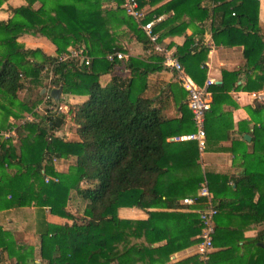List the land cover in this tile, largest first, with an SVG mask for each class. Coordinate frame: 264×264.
Listing matches in <instances>:
<instances>
[{
	"label": "trees",
	"instance_id": "16d2710c",
	"mask_svg": "<svg viewBox=\"0 0 264 264\" xmlns=\"http://www.w3.org/2000/svg\"><path fill=\"white\" fill-rule=\"evenodd\" d=\"M157 1L137 0L140 7ZM204 1L218 0H168L147 13L145 20L154 13L171 12L154 25L153 31L159 33L161 39L180 34L187 24L201 23L209 16L207 7L202 5ZM4 2L0 0V8ZM25 2L19 7H9L10 17L0 20V129L14 128L17 138L16 142L12 138L0 139V210L34 206L42 212L47 208L51 214L73 220L70 224L37 221L39 252L45 264H165L172 252L198 242L201 229L198 213L187 215L192 227L187 241L179 245L174 232L166 226L169 217L171 222H177L179 215L173 211L170 214L151 212L147 220H132L120 218L117 210L132 206L140 209L159 205L183 207L176 198L162 199L160 188L169 172L164 162L168 156L167 138L183 130H193L182 127L189 123L186 116L191 117L187 101L181 102L187 91L178 82L167 85L149 82V74L163 67L158 54L106 58L115 51L125 52V41L131 36L144 49L149 45L144 31L121 7L123 0ZM35 2L39 3L36 8ZM223 7L222 11L216 8L210 11L212 33H217L216 16L227 15L229 20L222 21L223 27L217 34L242 37L245 58L251 59L256 53L249 68L258 69L262 74L255 77L258 84L249 88H259L264 76V41L257 33V1H233ZM183 16L188 17L187 22L181 21ZM197 31L185 37L176 55L191 78L202 84L205 70L201 64L208 51L210 35L207 36L202 27ZM25 33L45 36L55 45L56 55L25 47L17 40ZM233 43L236 40L230 42ZM81 45L86 47L89 64L72 59L58 60V55L66 53L68 47ZM125 70L129 71L128 76L122 75ZM238 73L222 71V82L211 85L213 99L206 118L214 109V94L236 84ZM103 74H113L105 86L99 82ZM45 80H49V87ZM25 86L33 91L37 87L33 101L19 99L17 93ZM57 87H61L63 94L86 95L87 98L82 103H67L65 112L58 109L60 99L57 103L49 97L45 102L50 107L40 121L14 127L10 118L33 112L46 92ZM42 88H45L43 93ZM161 96H172L183 106V120L169 119L163 114ZM158 102L162 105L157 106ZM261 108V105L256 107ZM67 116L76 125V140L66 141L56 135ZM260 126L264 130V124ZM259 131L251 140L252 151L240 156L244 160L243 172L233 180L238 189L247 187L257 192L258 199L253 202L250 194V197L240 198L233 209L243 218L264 223V178L259 170L250 166L258 159L264 161V153L256 150V145L264 144ZM70 156L75 158V163L66 172L57 171L54 159ZM7 169H12L13 173ZM44 175L57 180L46 182ZM203 179L199 174L197 182ZM205 179L212 191L220 176L207 172ZM83 182L87 185L81 188ZM73 191L86 201L81 217L67 210ZM219 206L216 205L217 209ZM190 207L194 211L201 206ZM225 234L217 224L213 235L216 250L210 253L208 264H264V228L251 237ZM183 235L181 230L178 237ZM163 238L167 240L164 245L147 247L144 244L160 242ZM32 250L0 225V264L7 257L12 264H35L31 261ZM196 264L199 261L196 260Z\"/></svg>",
	"mask_w": 264,
	"mask_h": 264
},
{
	"label": "crops",
	"instance_id": "0c3cea01",
	"mask_svg": "<svg viewBox=\"0 0 264 264\" xmlns=\"http://www.w3.org/2000/svg\"><path fill=\"white\" fill-rule=\"evenodd\" d=\"M6 1L9 5H6L5 8L2 5L0 10L5 11L6 13L8 12V15L7 17L0 20H6L8 17H10L11 13L9 7L15 8L26 4L25 0H5V2ZM166 1L168 0H159L152 5L146 4L145 6H143V9L148 11L147 13H149L160 5H163ZM233 1H236L237 3L239 2V0H218L215 2L204 1L202 5L207 7L209 16L205 18L201 23L197 22L195 24H187L185 31L173 36H165L162 39L159 37V33H157L158 43L162 47L171 49L176 54L177 49L182 46L185 37L195 35V33L198 32L197 29L199 27H202L204 30L210 28V45H208L206 57L201 64L202 66H204L205 70L204 80L208 77H211L212 79H214V84H220L222 82V71H239L236 84L230 86L227 91L214 94V98L216 96V101H214L213 103L214 109L212 112H210L205 120V148L200 150L196 142L194 141H177L173 139L175 136L185 135L194 131L195 127L191 117L186 116L189 123L183 124L182 127L185 129L193 128V130H183V132H181L180 134L167 138V143L165 146L168 156L166 157L164 162L165 165L169 167V172L166 175L165 180H162L163 182L161 183V198H176V202L183 205V207L174 209L159 205L157 207L151 206L140 209L132 206L119 207L117 210V215L120 218L132 220H147L151 212L170 214L173 211L172 213H176L179 215V217L177 218V222H171V217H169V223L166 226L167 230L170 229V232H174L175 237L177 238L176 243L179 245L184 244L187 241L186 237H189L188 231L192 227L189 216L187 215L195 214L193 212H196V209H194V211L192 210L193 207H188L182 204L181 200L185 196L197 194L202 183H204V181H206L207 183V180L205 179V173L207 172L213 175L220 176L219 182H214L212 191H209L212 195V199L215 205L220 204V206L218 207V212L214 217L215 226L217 227V224H219V227L226 232L225 236H230L233 233H236L237 236L243 234V236L245 237H251L254 236L259 229L264 228V223H256L250 218H243V216H241L238 212H234L233 209L240 198L250 197L251 194L253 202L258 199L257 192H252L247 187H239L238 189L236 183H234L233 180L238 178L243 172L244 160L240 156L252 151L253 146L251 140L253 138V135L257 133V130H260V136L264 137V130L260 128L261 123L262 125L264 124V96L263 99L260 100L256 97H253L252 95V93H257L260 91L264 92V76L262 78L261 87L249 88L258 84V79H255V77L262 74V72L258 69L253 70L249 68L253 59H255L257 55L256 53H253L251 55V59L245 58L243 54L244 45L242 43V37L238 38L235 36H223L217 34L218 29H222L223 27L222 21H224L225 23L229 20V17L227 15L225 17H223V15L221 16V14H218L216 16L214 25L216 26L217 33H212L213 16L211 17L210 11H213L215 8L217 9V11H222L224 9L223 5H228V3ZM256 1V16L258 26L257 33L264 41V0ZM12 2L15 3V5H11ZM38 6L39 3L34 4L35 8ZM229 8L231 9L232 7ZM231 13H234V11H232ZM171 14V12H165L159 15H157V13H154V15L161 16L160 21L166 19ZM187 19V16H183L181 18V21L187 22ZM17 40L25 47L39 48L45 54L53 56L56 55L55 45L45 36H35L25 33L20 35ZM233 40H236V43L230 44V42ZM124 45L126 47V50L122 53L125 54V59H127L129 56L148 57L149 53L158 54L155 51H152L149 45L144 49L142 45L132 36L130 40L125 41ZM262 57H264V52L262 53ZM181 65L183 66L184 74L195 84L200 85L196 83L187 73L184 64L181 63ZM129 74L130 73L128 70H125L122 73V75L124 76H128ZM112 75L113 74L101 75L99 77L100 84L102 86H105L111 80ZM148 80L150 83H165V85L177 82L180 83L178 81L177 74L164 65L161 70L149 74ZM44 83L47 84V80H45ZM236 86H238V88H236ZM65 96L67 97V99ZM86 98V95L63 94L61 92L60 103L63 106H66L67 103H82L84 100H86ZM160 98L163 101V114L167 118L179 119L183 117V106L176 103V100H173L172 96H161ZM185 101H187V94L186 98L181 102L185 103ZM156 105L160 106L162 104L158 102ZM258 105L262 106L260 110L256 109ZM188 111L189 110L186 107V112ZM62 131L63 127L56 131V135L62 137V139L66 141H71V139L67 137V134L69 133L66 132L68 131H65L64 133ZM246 134L249 136V139L244 138V135ZM76 139L77 138L72 140ZM256 147V150L258 152L264 153V144H258L256 145ZM59 160L64 161V158H59L58 161ZM55 162L56 159L54 160V167L57 171L60 172H66L68 170V167L70 166V164H68V166L65 165L67 166V168L64 169V164L56 166L57 164ZM250 166L253 169L255 168L256 170H259L261 176L263 175L264 178L263 160L258 159L253 164H250ZM7 171L10 174L13 173L12 169H7ZM199 174H202L204 177L201 182H197ZM221 182H224V184H221ZM14 214L19 219L17 220L19 225L26 228L25 232L27 235L25 234L23 244H25V246L27 247L31 246L32 248H35V244L32 243V241H35L37 237L39 238V235L36 232L35 228L37 221H41L42 219H44L55 224L69 223L67 218L51 214L47 208L44 209V212L34 206H20L18 208L0 210V217L7 215L13 217ZM181 215H184L185 217H182ZM70 222L72 221L70 220ZM0 224H2V222H0ZM3 228L9 230L7 227ZM181 230L183 231L184 235L183 237L179 238L178 233L181 232ZM30 233L32 235H37L36 238L34 239V237ZM37 242L39 252L40 240H38ZM166 242V238H163L160 242H144V244L147 247H155L158 245H164ZM175 245L176 244H173L174 247ZM195 251L196 243L184 246L183 248H179L178 250H175L170 254L169 260L165 262V264H196V260L198 261V259L196 257ZM39 259L40 261H42L41 258H37L34 261L35 264H39Z\"/></svg>",
	"mask_w": 264,
	"mask_h": 264
},
{
	"label": "built area",
	"instance_id": "2783aa9c",
	"mask_svg": "<svg viewBox=\"0 0 264 264\" xmlns=\"http://www.w3.org/2000/svg\"><path fill=\"white\" fill-rule=\"evenodd\" d=\"M121 7L127 15L135 19L138 26L144 31L147 39L149 40L151 50L155 51L162 57V64L164 66L173 70L177 74L178 81L187 91V107L191 112V118L195 129L185 135L175 136L173 139L177 141H194L196 142L198 148L202 150L205 147V118L207 112L211 108L213 99V92L210 87L214 84V79L208 77L202 84L197 85L184 74L183 66L181 65L177 55L171 49L162 47L158 43V34L153 31L154 25L161 20V16L153 15L150 19L145 20L147 13L143 7L139 6L137 0H123ZM210 31V28L207 30L205 29L207 35L210 34ZM208 45L210 44L208 43ZM114 57L117 59H125L126 56L121 51H115L106 56L108 60H112ZM67 59H72L76 63L89 64L90 62V57L87 56V50L82 46L70 47L67 49L66 53L58 55L59 61ZM49 86V80H47V87ZM252 95L253 97L261 100L263 99L264 92L260 91L252 93ZM49 97H51L50 91L46 92L43 101H47V98ZM58 109L60 110V105L58 106ZM28 120L31 121L30 118H28ZM7 138H16L14 128L0 129V139ZM50 179L55 181L57 180L56 178L44 175V180L46 182ZM201 198L202 200H199ZM181 203L190 206L200 204L201 206L199 208H195L201 223V229L198 235L199 240L196 243L195 254L197 255L199 264H208L209 255L214 250V217L217 214L218 209L212 199V195L207 187L206 181L202 183L197 194L183 197Z\"/></svg>",
	"mask_w": 264,
	"mask_h": 264
},
{
	"label": "rangeland",
	"instance_id": "374dc122",
	"mask_svg": "<svg viewBox=\"0 0 264 264\" xmlns=\"http://www.w3.org/2000/svg\"><path fill=\"white\" fill-rule=\"evenodd\" d=\"M7 1L3 3V7L5 8L6 5H9ZM35 4H38L37 2ZM11 5H15V3L12 2ZM8 10V8H7ZM146 11V10H145ZM5 11H2L0 10V19L2 18H5L7 17V13ZM148 11H146L147 13ZM82 47H85L84 45H81ZM74 47H77V46H74ZM79 47V46H78ZM86 48V47H85ZM162 63V62H161ZM163 65V64H162ZM36 88H34V91L31 90L30 87L28 86H25L23 88H21L19 91H18V96H19V99L20 100H23V101H33V99L35 98V92H36ZM33 89V88H32ZM33 91V92H32ZM66 97V96H65ZM67 99V97H66ZM60 105V110L61 111H67L68 110V105L66 104V106H63L61 103L59 104ZM47 107H50V105L48 103H46L45 101L42 100V102L38 103L36 105V108L33 110V112H35L37 115H35L33 112H30V113H24V115H22L20 118H10L11 119V123L14 125V127L16 125H21V124H24L26 122H37V121H40V118L42 115H44L45 113L48 112L47 110ZM28 118L31 119L28 120ZM63 127V133L65 131H68L66 133H69L67 134V137L69 139H75L77 138V134H76V125L74 124V122L71 120L70 116H67L65 118V122L64 124L62 125ZM61 127V128H62ZM66 135V134H65ZM14 140H16V138H14ZM13 140V141H14ZM16 142V141H15ZM57 165L56 166H59L60 164H64V169L67 168L68 164L73 165L75 163V158H73L72 156L68 157V158H64V161H58V159H56V162H55ZM67 165V166H65ZM86 183H81V188L83 187H86ZM86 201L82 199L81 196L77 195L74 191L71 192V199L68 201V204H67V210L68 211H71V212H74L75 215H78L79 217H81L82 213H83V208H84V205H85ZM77 217V216H76ZM13 218V219H12ZM8 219V220H7ZM17 220H19L15 214L12 216H2L0 217V222H2V224H0L1 226L3 227H7L10 231L13 232L15 238L17 240H19L20 242L23 243V239H25V230L26 228L24 227H21L19 225V223L17 222ZM73 222V220H71ZM68 222L69 224L72 223L70 222V219H68ZM31 229V228H30ZM23 232H24V235H23ZM28 233V232H27ZM31 234V233H30ZM27 235V234H26ZM32 235V234H31ZM34 237V239L36 238L37 235H32ZM23 237V238H22ZM39 238L37 237V239H35V241L33 240L32 243H34L35 245V248H33V252H32V259L31 261H35L37 258H41V255L40 253L38 252V241ZM37 245V247H36ZM215 245H214V250H215ZM42 261H38L39 264H45L44 263V260L41 258ZM2 264H12V261L7 257L5 258V260L2 262Z\"/></svg>",
	"mask_w": 264,
	"mask_h": 264
},
{
	"label": "water",
	"instance_id": "95a60500",
	"mask_svg": "<svg viewBox=\"0 0 264 264\" xmlns=\"http://www.w3.org/2000/svg\"><path fill=\"white\" fill-rule=\"evenodd\" d=\"M43 92H45V88L42 89L41 93H43ZM50 95L53 98V100L58 103L59 99H60V95H61V87L52 88L50 90ZM244 138L249 139V136L246 134V135H244Z\"/></svg>",
	"mask_w": 264,
	"mask_h": 264
}]
</instances>
